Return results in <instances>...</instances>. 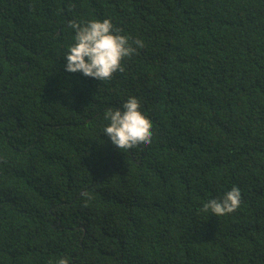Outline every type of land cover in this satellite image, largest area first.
<instances>
[{
    "label": "trees",
    "instance_id": "obj_1",
    "mask_svg": "<svg viewBox=\"0 0 264 264\" xmlns=\"http://www.w3.org/2000/svg\"><path fill=\"white\" fill-rule=\"evenodd\" d=\"M93 19L144 44L104 82L65 71ZM133 96L152 143L118 150ZM60 258L264 264V0H0V264Z\"/></svg>",
    "mask_w": 264,
    "mask_h": 264
},
{
    "label": "clouds",
    "instance_id": "obj_2",
    "mask_svg": "<svg viewBox=\"0 0 264 264\" xmlns=\"http://www.w3.org/2000/svg\"><path fill=\"white\" fill-rule=\"evenodd\" d=\"M75 31L74 43L64 55L65 71L83 75L99 81H108L119 71L123 72L122 61L131 57L137 48L144 46L139 39L130 41V37L121 34L110 19H93L84 24L76 21L70 23ZM105 119L110 121L104 128L112 144L118 150H130L138 145H150L153 137L151 120L140 110V101L130 97L122 109H109ZM85 197L88 193L83 194ZM241 190L233 186L221 198L210 199L203 205L205 213L211 212L220 217L236 211L241 205ZM57 264H68V260L60 258Z\"/></svg>",
    "mask_w": 264,
    "mask_h": 264
}]
</instances>
